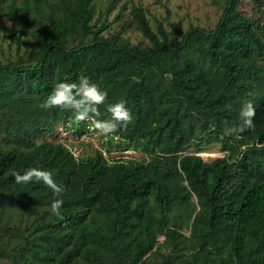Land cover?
<instances>
[{
  "label": "trees",
  "instance_id": "obj_1",
  "mask_svg": "<svg viewBox=\"0 0 264 264\" xmlns=\"http://www.w3.org/2000/svg\"><path fill=\"white\" fill-rule=\"evenodd\" d=\"M40 1L48 2L0 0L14 22L27 24L31 8L43 18L31 32L35 63L0 61V211L43 214L11 251L24 264H139L158 234L174 239L189 226L193 251L177 264H264V64L257 61L264 21L247 19L238 0H226L211 29L190 25L172 41L133 5L129 15L150 42L142 46L91 24L94 0H56L45 17ZM70 35L75 45H67ZM85 77L107 93L96 119H109L108 105L120 101L132 114L126 128L106 135L108 145L116 139L146 159L107 160L98 149L78 158L60 142L34 141L60 122H92L40 106L57 83ZM245 101L256 107L255 127L226 134L242 123ZM202 142H220L229 155L204 161L185 152ZM30 168L51 171L62 196L42 182L15 181ZM58 198L63 219L50 211Z\"/></svg>",
  "mask_w": 264,
  "mask_h": 264
},
{
  "label": "rangeland",
  "instance_id": "obj_2",
  "mask_svg": "<svg viewBox=\"0 0 264 264\" xmlns=\"http://www.w3.org/2000/svg\"><path fill=\"white\" fill-rule=\"evenodd\" d=\"M22 0H15L20 4ZM41 2V1H40ZM30 7L33 0H29ZM226 0H94L91 24L104 25V36L117 35L121 41H127L134 45H150L149 40L136 28L129 12L133 5H138L145 14L146 20L152 30H156L161 23L167 31L169 39L178 40L177 31L184 32L188 26L196 25L204 29H211L223 11ZM44 13L58 6L56 0L41 2ZM236 10L249 20L264 21V0H238ZM30 18L27 24L22 19L16 22L8 18L6 7L0 12V19L4 28L0 31L8 33L5 37L9 43L0 42V61L23 64H34L38 55V47L34 43L31 32L41 27L40 15L30 10ZM118 14V16H117ZM16 15L20 16V7L16 8ZM264 42V35H262ZM67 45L77 43L75 35L67 38ZM258 62L264 64V51ZM4 133L0 131V148L4 147ZM34 141L42 140L60 142L67 146L74 156L80 158L91 154L94 149L101 150L107 160L111 159H146V155L133 149H123L115 139L112 145H108L107 136L101 134L92 127V122L78 127L75 122L64 121L57 123L51 131L44 132L33 137ZM220 142L199 143L190 145L185 152L199 155L204 161H211L224 153ZM197 147V148H196ZM190 203L195 204L196 199L190 195ZM43 216L42 211L34 209H20L7 207L0 211V264H24L16 252L11 251L18 242H23L31 230L36 218ZM189 224V223H188ZM190 228L179 230L176 238L165 240L163 234L157 235V243L147 251L139 264H177L183 259H189L193 251L192 244L188 241ZM63 264H84L77 259H69Z\"/></svg>",
  "mask_w": 264,
  "mask_h": 264
},
{
  "label": "clouds",
  "instance_id": "obj_3",
  "mask_svg": "<svg viewBox=\"0 0 264 264\" xmlns=\"http://www.w3.org/2000/svg\"><path fill=\"white\" fill-rule=\"evenodd\" d=\"M8 33L0 31V42L9 43L5 37ZM107 99V93L101 91L99 87L89 81L88 78H82L79 83L76 82H60L57 83L48 96L46 101L41 104L42 108H58L63 110H72L75 112V120L78 122L91 120L92 127L103 135L116 133L118 130L126 128L132 123L133 117L124 101L110 104L107 112L110 113L109 119H96L99 117V106L104 104ZM256 107L252 101H245L240 110V118L242 123L238 127L226 128V134L239 133L242 134L246 130L255 127ZM229 155L227 152L220 153V158ZM15 181L21 184H28L33 181L42 182L47 188L51 189L57 197H61L65 191L63 185L58 184L51 171L30 168L23 174L15 173ZM63 199H55L50 206L53 215L63 219L61 209Z\"/></svg>",
  "mask_w": 264,
  "mask_h": 264
}]
</instances>
